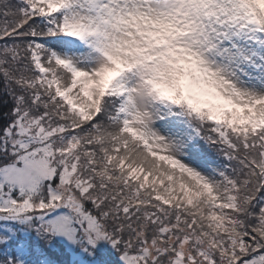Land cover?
<instances>
[{
  "label": "snow or ice",
  "instance_id": "6c2138e0",
  "mask_svg": "<svg viewBox=\"0 0 264 264\" xmlns=\"http://www.w3.org/2000/svg\"><path fill=\"white\" fill-rule=\"evenodd\" d=\"M0 264H264V0H0Z\"/></svg>",
  "mask_w": 264,
  "mask_h": 264
}]
</instances>
